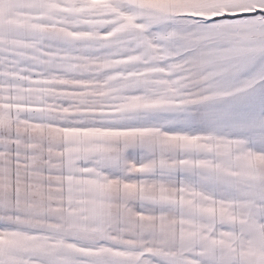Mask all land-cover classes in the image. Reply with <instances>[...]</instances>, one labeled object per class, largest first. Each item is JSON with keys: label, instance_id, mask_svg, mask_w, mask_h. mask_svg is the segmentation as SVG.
Wrapping results in <instances>:
<instances>
[{"label": "snow or ice", "instance_id": "obj_1", "mask_svg": "<svg viewBox=\"0 0 264 264\" xmlns=\"http://www.w3.org/2000/svg\"><path fill=\"white\" fill-rule=\"evenodd\" d=\"M0 264H264V0H0Z\"/></svg>", "mask_w": 264, "mask_h": 264}]
</instances>
